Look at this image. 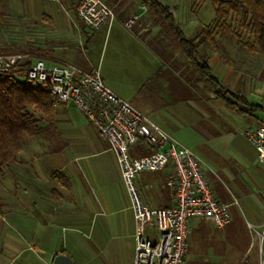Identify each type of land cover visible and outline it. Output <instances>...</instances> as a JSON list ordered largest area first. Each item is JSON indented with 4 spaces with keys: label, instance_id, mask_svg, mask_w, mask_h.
Returning a JSON list of instances; mask_svg holds the SVG:
<instances>
[{
    "label": "crops",
    "instance_id": "obj_1",
    "mask_svg": "<svg viewBox=\"0 0 264 264\" xmlns=\"http://www.w3.org/2000/svg\"><path fill=\"white\" fill-rule=\"evenodd\" d=\"M79 1L0 0L1 55L33 53L89 73L94 71L92 67L86 71L89 42L119 29L128 31L140 50L151 52L156 69L149 79L154 80L137 98L124 99L116 89H108L195 154L213 198L228 205L232 218L243 216L252 229L263 231L264 165L241 131L264 121V58L256 49L240 47L235 39L219 41L217 35L211 36L215 47L199 48L222 88L262 110L240 114L194 83L190 69L167 46L142 0H103L116 17L94 32L77 19ZM161 4L179 25L176 10ZM131 16L137 20L125 30L122 23ZM194 30L192 37L184 36L192 39L198 31ZM68 105H58L50 133L26 140L15 161L3 170L0 264H52L57 255L69 257L73 264L133 262V204L115 157L106 139L80 112L81 117L70 114ZM139 144L132 148L131 157L143 155ZM170 176L169 167L137 174L133 185L140 204L150 210L173 208L166 187ZM147 226L152 228L146 224L144 235L152 240L146 235Z\"/></svg>",
    "mask_w": 264,
    "mask_h": 264
},
{
    "label": "built area",
    "instance_id": "obj_2",
    "mask_svg": "<svg viewBox=\"0 0 264 264\" xmlns=\"http://www.w3.org/2000/svg\"><path fill=\"white\" fill-rule=\"evenodd\" d=\"M76 16L90 32L110 25L116 17L103 0H80ZM136 20V16L129 17L123 28L129 30ZM26 63L29 66L22 79L25 83L36 84L48 92L56 104L73 105L106 139L133 204L132 264H185L193 221L209 219L217 229L231 223L228 205L213 198L210 182L205 179L195 154L104 86L98 71L85 73L63 62H47L29 54H8L0 55V73H9L17 64ZM241 134L257 150L258 160L264 165V121L257 127L243 128ZM138 143L150 147L151 153L131 157L130 152ZM166 167L171 170L166 187L174 207L147 209L138 200L133 180L141 172ZM146 224L157 233L155 240L144 235Z\"/></svg>",
    "mask_w": 264,
    "mask_h": 264
},
{
    "label": "trees",
    "instance_id": "obj_3",
    "mask_svg": "<svg viewBox=\"0 0 264 264\" xmlns=\"http://www.w3.org/2000/svg\"><path fill=\"white\" fill-rule=\"evenodd\" d=\"M142 1L148 5L152 23L159 29L167 46L178 53L190 69L195 84H201L216 101L240 114L262 111L247 99L222 88L211 75L199 48L215 47L216 41L211 36L217 35L219 41L235 39L240 47L256 49L264 58V0H193L194 6L208 1L214 20L201 26L192 39L184 36L169 8L159 0ZM3 20L4 13L0 8V24ZM15 54L37 57L33 53ZM28 66L29 63L17 64L11 72L0 73V178L4 168L15 161L26 140L42 139L50 133L56 107L63 105L56 104L52 96L36 84L22 80ZM141 147L143 155L151 153L147 145L142 144Z\"/></svg>",
    "mask_w": 264,
    "mask_h": 264
},
{
    "label": "rangeland",
    "instance_id": "obj_4",
    "mask_svg": "<svg viewBox=\"0 0 264 264\" xmlns=\"http://www.w3.org/2000/svg\"><path fill=\"white\" fill-rule=\"evenodd\" d=\"M160 1L176 10L179 27L187 38L192 37L194 29L199 30L214 19L208 1L195 4L192 12L189 10L193 0ZM150 53L140 50L138 42L128 31L119 29L114 34H102L99 40L89 42L86 55L90 66L86 71H91L90 67L98 71L104 86L116 89L124 99L137 98L154 80L149 79L150 72L156 69ZM138 63L142 67H138ZM68 108L70 114L81 117L73 105L69 104ZM146 235L155 240L156 232L147 226ZM185 264H264V230L252 229L243 216H234L232 223L223 229L215 228L209 219L200 225L193 223Z\"/></svg>",
    "mask_w": 264,
    "mask_h": 264
},
{
    "label": "water",
    "instance_id": "obj_5",
    "mask_svg": "<svg viewBox=\"0 0 264 264\" xmlns=\"http://www.w3.org/2000/svg\"><path fill=\"white\" fill-rule=\"evenodd\" d=\"M52 264H73V262L65 255H57L53 258Z\"/></svg>",
    "mask_w": 264,
    "mask_h": 264
}]
</instances>
